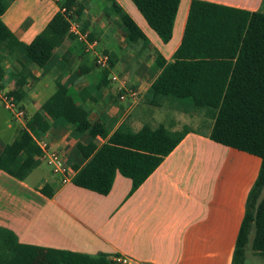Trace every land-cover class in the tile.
I'll return each mask as SVG.
<instances>
[{
    "label": "crops",
    "instance_id": "1",
    "mask_svg": "<svg viewBox=\"0 0 264 264\" xmlns=\"http://www.w3.org/2000/svg\"><path fill=\"white\" fill-rule=\"evenodd\" d=\"M63 1L15 0L2 18L21 41L30 43L60 11ZM116 1L135 20L149 43L134 41L110 0H78V7L84 9L79 16L73 15L87 25L89 37L98 42L97 49L113 56L110 73L118 75L136 95L122 99L123 87L109 77L108 84L96 90L95 82L102 69L81 41L68 36L44 66H30L25 94L19 101L25 114L30 118L60 86L76 92L78 101L90 110L91 121L104 124L108 135L119 127L137 132L146 125L144 122H149L143 121L148 116L152 128L165 125L175 132L189 130L135 191L132 192V179L118 172L112 190L103 195L72 182L74 166L81 167L86 162L77 144H88L92 140L90 135L77 131L72 123L47 117L49 128L39 134L32 132L41 151L34 170L42 163L49 166L52 175L45 184L54 193L48 197L40 191L45 184L33 189L26 182L28 177L21 181L0 170V226L13 230L24 244L90 255L124 254L148 264H232L247 197L258 176L261 159L212 140L209 134L213 113L203 130L193 128L181 118L178 123L171 119L167 125L159 114H192L201 117L198 126H204L209 112L198 115L199 110L193 105L159 95L151 88L162 70L158 56L171 61L182 40L191 0H181L174 34L167 43L158 34L161 42L148 33L147 22L135 4ZM206 1L264 13V0ZM0 54L6 56V88H16L22 65L28 61L21 53L18 59L10 58L1 45ZM86 68V74H78ZM11 71L15 76L10 77ZM55 86V91L44 100V92ZM160 108H165L164 112H156ZM95 140L98 144L104 141L100 137ZM44 142L71 168L67 181L47 163L40 147Z\"/></svg>",
    "mask_w": 264,
    "mask_h": 264
},
{
    "label": "trees",
    "instance_id": "2",
    "mask_svg": "<svg viewBox=\"0 0 264 264\" xmlns=\"http://www.w3.org/2000/svg\"><path fill=\"white\" fill-rule=\"evenodd\" d=\"M14 1L0 0V45L8 50L10 58L18 59L21 53L28 61L22 65L21 78L12 93L19 102L25 94L30 66H44L66 37L75 36L69 32L67 13L60 10L30 43L21 41L2 18ZM110 1L134 41L149 43L135 20L116 0ZM132 1L150 28L164 43L169 42L181 0ZM63 7L78 16L84 9L78 7V0L60 2V8ZM83 30H87V25L83 24ZM5 59L0 54L2 89L7 86L3 79ZM157 60L162 70L151 85L154 92L184 102L189 100L196 108L213 110L209 137L261 159L258 176L247 197L232 264H246L249 250L264 257V13L191 0L182 40L172 60L166 62L162 56ZM110 64L114 65L112 55ZM88 71L80 69L78 74ZM10 74L13 77L16 73ZM109 75V70H100L96 90L108 84ZM81 95L85 97V92ZM47 117L72 123L77 131L90 135L92 140L88 144H77L86 162L81 167L74 166L72 182L103 195L112 190L118 172L132 179V192L135 191L189 130L175 132L160 125L144 126L133 132L119 127L108 135L104 124L91 121L90 110L78 101L75 91L58 86L27 120L20 137L0 149V170L21 181L30 175L41 153L32 132H45L50 125ZM97 137L104 141L98 144ZM40 191L48 197L54 193L49 184ZM39 260L41 264H110L107 254L90 255L21 243L13 230L0 226V264H36Z\"/></svg>",
    "mask_w": 264,
    "mask_h": 264
},
{
    "label": "built area",
    "instance_id": "3",
    "mask_svg": "<svg viewBox=\"0 0 264 264\" xmlns=\"http://www.w3.org/2000/svg\"><path fill=\"white\" fill-rule=\"evenodd\" d=\"M63 13H67L66 18L69 21V32L74 35L79 41H81L85 47L87 52H90L93 55L95 60L96 66L100 69H107L111 72V57L110 54L106 52L99 51L97 49L98 42L97 40H93L89 37V32L83 30V24L80 19L76 18L72 12H67L65 7L60 9ZM109 78L113 81H119L121 87L125 94L121 95L123 99L125 95H136V91L132 88L127 87L125 81L120 80L119 76L110 73ZM0 97L2 98L3 103L5 104L6 108H8L13 116L17 120H23L25 116V111L20 106V103L16 99V97L12 94H2L0 93ZM41 150L45 154L47 163L51 166L54 173H59L63 176V181H67L70 178L71 168H69L64 160L62 159L61 155L56 151L48 147L47 143H42L40 145ZM110 264H148L145 261L136 260L135 258L124 255V254H116L109 256Z\"/></svg>",
    "mask_w": 264,
    "mask_h": 264
},
{
    "label": "rangeland",
    "instance_id": "4",
    "mask_svg": "<svg viewBox=\"0 0 264 264\" xmlns=\"http://www.w3.org/2000/svg\"><path fill=\"white\" fill-rule=\"evenodd\" d=\"M133 5L134 3L132 2V0H129ZM134 7L136 8V6L134 5ZM137 10V8H136ZM138 11V10H137ZM139 12V11H138ZM140 14V13H139ZM141 18L144 20L143 16L140 15ZM146 22V21H145ZM146 26L148 28V33L149 34H153V36H155L159 42L160 39L157 36V33L151 29L147 23ZM161 44V43H160ZM56 89V86L53 88H49L48 90H46V92H44L43 97L44 100L46 98H48ZM2 92V94H12L15 90V87H11V88H0ZM14 94V93H13ZM12 94V95H13ZM0 102L3 104H0V147L6 145L7 143H10L11 141H13L14 139H17L20 137L21 131L24 128V125H26L27 120L29 119L28 116L25 114L23 120H17L12 112L6 108L5 104L2 101V98L0 97ZM186 102H189V100H186ZM190 103V102H189ZM190 105H192L190 103ZM20 106L22 107V109L24 110L23 106L20 103ZM165 108H160L157 109L156 112H164ZM198 115L200 114H204V111L208 110V115L205 117V121L206 124L204 126H198L200 123L198 120H201V117L199 116H194V115H190V114H181V113H177V112H173V113H169V114H159V118L164 120L165 123L168 125V122L172 121L174 123H178L179 121H181V119H183L184 121H188L187 123L192 125L193 128H198V129H205V127H207V124L210 122V118H211V113H213V110L207 109V108H198ZM148 113H150V111H148ZM177 113V114H175ZM200 113V114H199ZM144 115H146V113H144ZM150 116H152L151 114H149ZM145 119L143 121H149V122H144L146 125L144 126H148L147 123H151V119L150 117H144ZM181 118V119H180ZM174 119V120H173ZM151 124H149L150 126ZM142 126V127H144ZM102 142V141H101ZM52 175L51 169L49 168V166H47L45 163H42L36 170H34L26 179V182L33 188L36 189L39 185H44L45 183H47V179H49V176ZM48 176V178H46ZM247 262L248 264H264V257L261 255H253L252 251H248L247 254ZM41 260L37 261L36 264H41Z\"/></svg>",
    "mask_w": 264,
    "mask_h": 264
}]
</instances>
